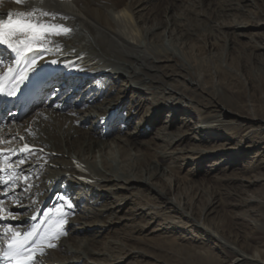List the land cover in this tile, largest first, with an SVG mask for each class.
Here are the masks:
<instances>
[{
    "label": "bare ground",
    "instance_id": "1",
    "mask_svg": "<svg viewBox=\"0 0 264 264\" xmlns=\"http://www.w3.org/2000/svg\"><path fill=\"white\" fill-rule=\"evenodd\" d=\"M157 1H163V5H156ZM240 2L207 0L201 6L203 3L199 0L198 10L192 11V18L200 20L202 25L191 33L180 28L190 16L184 15V10H181V17L176 15L175 10H180L184 3L182 0H24L20 4L15 0H0V14L4 19L8 18L9 12L16 19V13L36 8L70 17L58 22L74 29L70 37L50 38L55 43L45 41L38 52L41 67L38 73H55L48 97L21 120L14 118V110L4 111L0 147L9 153L0 155V169L5 171L2 178L13 180L5 187L0 184V193L6 196L0 199V231L3 226L24 229L28 216L47 200L41 213L44 222L37 232L43 233L54 226L60 216L57 209H60L67 213L63 217L66 234L53 241L56 247L46 248L37 264H89L90 259L95 260L94 256L99 254L106 261L101 264H118L130 251H123L126 242L111 240L110 244L117 246L111 248L112 254L107 257L96 245L101 232L115 233L118 224L125 222L130 227L125 233L130 236L136 232L135 223L140 217L153 218L156 213L163 215L169 209L212 236L219 243L220 252L228 258L226 264H264L263 250L250 247L248 253L205 222L204 214L215 204L212 200L199 207L200 215L192 214L195 204L179 198L169 169L158 161L168 153L167 145L180 144L184 139L201 140V132L221 137L225 136L221 130H225L228 137L241 138L236 147L222 152V157L215 160L217 164L228 166L237 164L245 154L264 143L263 114L252 108L241 114L214 100L207 99V103H202L192 98L186 92L188 89L185 91L171 83L190 86L196 94L206 92L200 74L185 67L172 69L171 54L186 67L189 64L183 61L180 41L175 38L184 41L191 35L196 37L199 32L209 31L224 36L228 45L230 36H243L244 29L249 26L247 22L224 19L231 12L242 9ZM212 14L219 15L224 21L212 24ZM256 25L254 28H258ZM174 29L178 32L174 33ZM250 41L253 51L247 62L248 72L263 78L264 70L252 66L258 56L264 55V43L253 38ZM0 60L3 65L11 64L6 55H0ZM23 62L25 68L26 59ZM222 66L221 74L239 75ZM125 90H133L142 96L139 103L147 102L149 95L155 94L159 99L153 101L152 109L146 108L144 117L136 121L139 104L132 103L126 108ZM173 99L191 106L205 124L195 127L191 120L183 117V125L191 126L188 132L176 135L166 132L164 129L179 118L177 112L184 110L175 109ZM169 109V115H164L162 120L163 111ZM161 120L164 127L156 132L155 126ZM123 126H126L125 131L121 129ZM146 132H149V139L144 140ZM19 135L32 145V149L21 148ZM153 140L165 144L155 148V153H149ZM182 154L184 151L178 149L174 159ZM243 180L248 185H264V167L252 178ZM125 191L126 195H119ZM60 199H63L62 203ZM81 201L84 204L78 205ZM245 202L255 204V210L236 215L235 218L241 221L237 224L244 221L264 230V199L249 194ZM254 212L257 219L253 218ZM70 213L74 216L69 218ZM200 255L204 264H216L213 256Z\"/></svg>",
    "mask_w": 264,
    "mask_h": 264
},
{
    "label": "rangeland",
    "instance_id": "2",
    "mask_svg": "<svg viewBox=\"0 0 264 264\" xmlns=\"http://www.w3.org/2000/svg\"><path fill=\"white\" fill-rule=\"evenodd\" d=\"M182 1L184 3L180 10H175L176 15L181 17L183 14L181 10H184V15H189L190 20H184V26L181 25L180 28L187 29L191 33L193 31L196 32L199 29V25H202V22L192 18L194 17L192 11L198 10L199 0ZM203 1L206 2L207 0H202L203 4L201 6L204 5ZM155 4L159 6L163 5V1L162 3H158L157 1ZM239 4L242 9L231 12L224 19L247 22L249 26L244 29L243 36L236 35L229 37V47L226 45L224 36L210 33L209 31H205L203 34L199 32L196 37L195 35H191L184 41L175 38V40L180 41L179 46L183 61L189 64L186 67L177 56L171 54L169 57L172 69L176 71L177 67H185V69L194 74H200L206 92L196 94L194 91H191L190 86H181L178 82L173 81L171 83L183 87L185 91L188 89L186 92L192 98L194 97V99L202 103H207V99L214 100L234 112L238 111L244 114L247 108H252L255 112L264 115V77L259 78L255 77V75H250L247 67L250 52L253 51V48L249 46L251 42L250 38L259 40V43H264V0H241ZM219 5H221V2H219ZM211 19L214 21L212 24L224 21L217 14H212ZM255 23L259 24L256 25ZM254 24L258 28H254ZM175 32H178V30L174 29ZM212 37L216 40H213ZM254 65L252 66L253 68L264 70V55L258 56ZM221 66L224 68L228 67V69L230 68L231 71L239 75L233 74L230 77L224 73L221 74L219 72ZM124 97L126 108L132 105V103L134 105L136 103L139 104L137 106L136 121L144 117L146 108L152 109L153 101L156 102L159 99L154 94V96L149 95V98L153 97V99L148 98L147 102L141 101L139 103L142 96L133 90H125ZM172 104L175 106V109L180 110V108H184V110L177 112L179 118L174 120L171 126L164 129L166 132L172 135L188 132V127L191 126L186 127L183 125V117L191 120V124L195 125V127L200 123H202V126L205 124V121L200 118L199 113L193 110L191 106H184V102H180L177 99H173ZM169 112L170 109L163 111L162 120L165 119L164 115H169ZM162 120L155 126L156 132L162 129L164 124ZM133 125L131 129H133ZM126 126H123L121 129L125 131ZM221 131L225 136H215L205 131L206 133L201 132L200 134L201 140L192 141L184 139L180 144L172 143L171 145H167L166 150L168 153L163 159L158 161L160 165L166 166L169 169L170 175L175 180V191L179 198L183 197L186 201L189 200L190 204H195V210L192 214L197 215L198 213L200 215L199 207L203 206L205 201L212 200L215 203L212 207L213 209L208 210L209 212L204 214L206 223L213 226L219 234L221 233L222 237L230 238L238 248L246 252L249 251L248 253L251 252V248L264 251V230H259L254 225L244 221L237 224V222L241 221L235 218L236 215L243 211L255 210V204L245 202L247 195L252 194L258 196L260 199H264V185H248L243 180L250 179L260 170H263L264 143H260L256 148L245 154L235 165L217 164L215 160H219L222 157V152L233 149L241 140L240 137H228L225 130ZM148 135L149 132L144 133L143 139H149ZM164 144V141L153 140L151 145L153 147L149 153H155L154 149H158ZM178 149L184 151V154L174 159L175 152ZM126 193L125 191L119 195L123 197ZM62 202L63 199H60V203ZM81 203L84 204L81 201L78 205ZM71 205L75 209L74 204L71 203ZM167 210V213L164 212L165 214L163 215L156 213L153 218L148 216L140 217L135 223L134 230L136 232L132 233L133 235L128 236L125 233L130 230L128 223L126 224L125 222V224H118V230L115 233L108 230L101 232L100 236H98L100 241L96 244L97 248L109 257L112 254L111 248L117 246L116 243H112L111 245V240L113 242L114 240L126 242L123 251H130H128L127 255H124L118 264H204L203 257L200 255L203 253L213 256L216 264L227 263L228 258L220 252L219 243L214 238L212 239V236H208V234L198 227L190 225L181 214L179 215L172 210ZM72 213L68 214L69 218L74 216L75 212ZM166 214L169 215L167 216ZM255 214L254 212L253 218L257 219ZM200 218L202 217L200 216ZM258 219L260 218L258 217ZM93 231V227H91L90 232L93 233ZM102 258L105 257L100 254L99 256L95 255V260L90 259L89 264L106 262Z\"/></svg>",
    "mask_w": 264,
    "mask_h": 264
},
{
    "label": "snow or ice",
    "instance_id": "3",
    "mask_svg": "<svg viewBox=\"0 0 264 264\" xmlns=\"http://www.w3.org/2000/svg\"><path fill=\"white\" fill-rule=\"evenodd\" d=\"M15 2L20 4L24 0H15ZM13 15V13L9 12L7 13L8 18L4 19L2 18L3 14H0V45L7 46L8 49L18 56L26 52L33 53V55L26 57V66L14 78L17 83L7 93L9 96H14L18 85L28 80L29 73L35 72L39 67L37 55L39 50L43 48L45 41L55 43L56 41L50 38L70 37L74 31L73 28L58 22L59 20L70 19V17L62 16L59 13L32 8L24 13H16V19L12 18ZM21 36H24V39H21ZM34 45L38 47H34ZM52 63H56V61H52ZM27 147L25 145V148ZM57 211L60 212V216L54 222V226H50L43 233L37 232L35 228L23 234L15 232L11 227L6 229V231L12 232V237L8 250L0 256V260L7 258L9 261L14 260L16 264H37L38 257L45 253L46 248L56 247L53 241L66 234L63 230V224L65 223L63 217L67 213L62 212L60 209H57ZM33 237L36 238L33 239Z\"/></svg>",
    "mask_w": 264,
    "mask_h": 264
}]
</instances>
